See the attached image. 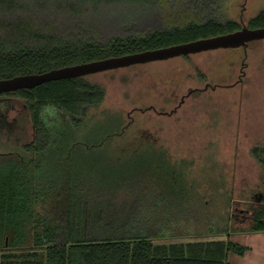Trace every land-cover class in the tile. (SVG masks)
<instances>
[{"label":"trees","instance_id":"trees-1","mask_svg":"<svg viewBox=\"0 0 264 264\" xmlns=\"http://www.w3.org/2000/svg\"><path fill=\"white\" fill-rule=\"evenodd\" d=\"M166 1L0 0V78L241 27L221 16L218 0H192L176 11L168 10ZM248 26H264V9L249 19ZM105 93L99 82L78 76L0 94V135L14 129L7 120L5 110L11 105L6 98L24 102L33 127L32 138L20 148L0 151V264H232L228 253H241L244 247L229 239L154 243L155 237L179 232L162 234L139 227L138 219L153 204L147 205L146 189L137 182H129L135 189L132 197L122 192L121 198L114 199L119 193L111 192L116 184L129 177L138 180L131 178V171L125 174L136 161L153 163L156 173L167 170L163 176L167 196L189 189L179 180L182 170L165 160L163 152L124 157L116 163L123 166L121 170L103 153L89 162L99 167L100 177L86 176L87 169L80 166L84 155L76 158V147L100 146L113 129L107 131L103 123L89 126L92 134L103 133V140L96 138L92 144L72 132L90 125L88 112L104 100ZM250 154L259 165V181L249 197L232 202L234 207L239 202L245 207L242 212L249 213L250 221L229 227L225 219L218 233L264 230V142L253 144ZM76 160V165L71 164ZM65 164L68 168L63 169Z\"/></svg>","mask_w":264,"mask_h":264},{"label":"rangeland","instance_id":"rangeland-1","mask_svg":"<svg viewBox=\"0 0 264 264\" xmlns=\"http://www.w3.org/2000/svg\"><path fill=\"white\" fill-rule=\"evenodd\" d=\"M190 1L167 0L165 4L168 10L176 11ZM218 1L221 16L241 26H248L249 19L264 9V0ZM85 77L102 84L106 93L104 100L89 110L86 124L90 125L73 131L72 135L92 144L96 138L103 140L102 132H90L89 126L95 123L107 126L105 122L116 120V132L123 129L114 135V130L109 128L111 137L103 146L76 147L79 152L75 153L76 158L83 159L80 154L84 155L80 166L87 169L86 176L97 179L101 175L99 167L89 163L95 156L107 154L114 167L121 170L123 166L116 165L117 162L140 153L141 144L153 143L152 149L161 147L165 160L182 170L179 180L189 189L179 196H167L164 179L167 170L162 168L163 174L156 173L152 170L156 167L153 163L136 161L125 174L131 171V178L138 180L134 182L126 177L123 184H116L118 187L111 190L119 192L114 199L121 198L123 193L130 196L135 191L134 185L129 187L130 183L137 182L146 189V196L142 195L147 205H153L138 219L139 227L162 234L179 232L155 237L154 243L220 239L218 228L227 221L229 227L234 224L230 217L236 210L232 202L249 197L259 181V165L251 156L250 147L264 142V39L246 46L154 60ZM207 82L210 85L206 87ZM191 88L195 91L188 95ZM187 95L177 113L158 115V111H170L181 96ZM6 103L11 105L5 111L14 129L0 135V151L20 148L33 136L31 117L24 102L11 97L6 98ZM131 118H135L136 124L124 127ZM161 119L171 125L164 123L163 127L159 123ZM73 163L76 165L78 160Z\"/></svg>","mask_w":264,"mask_h":264},{"label":"water","instance_id":"water-1","mask_svg":"<svg viewBox=\"0 0 264 264\" xmlns=\"http://www.w3.org/2000/svg\"><path fill=\"white\" fill-rule=\"evenodd\" d=\"M264 39V26L249 27L246 25L225 33L201 37L190 41L170 44L154 49H145L122 55L81 62L49 69L39 73H27L8 78H0V94L20 88H31L43 82L86 76L109 69L146 63L154 60L168 59L217 48L246 46L254 40Z\"/></svg>","mask_w":264,"mask_h":264},{"label":"crops","instance_id":"crops-1","mask_svg":"<svg viewBox=\"0 0 264 264\" xmlns=\"http://www.w3.org/2000/svg\"><path fill=\"white\" fill-rule=\"evenodd\" d=\"M220 239H229L244 247L241 253L233 251L228 253L227 257L230 263L264 264V230L228 231L227 234H221ZM201 240H212V238Z\"/></svg>","mask_w":264,"mask_h":264},{"label":"flooded vegetation","instance_id":"flooded-vegetation-1","mask_svg":"<svg viewBox=\"0 0 264 264\" xmlns=\"http://www.w3.org/2000/svg\"><path fill=\"white\" fill-rule=\"evenodd\" d=\"M205 85H206V87H207V86L210 85V83L207 82ZM193 91H195V89L191 88V89L188 91V95H189L190 93H192ZM188 95H187V96H181L180 99H179V101H178L176 104H174L172 107H170V111H167V110L158 111V112H157L158 115H161V116H172V115H174L175 113H177L178 109H180V107L184 104V102H185V98L188 97ZM138 108L141 110L140 107H138ZM151 108L155 109L154 107H151ZM140 113H143V112H140ZM115 122H116V120H115L114 122H110V121H108V122H105V123L108 124L107 126H108L109 128H112V129L114 130V132H113L114 135H118V134L121 133V131H122L123 129H121L119 132H116L117 127H118L117 122H116V125H114L113 127H112V126L110 127V125H112L113 123L115 124ZM159 123H160L162 126H163L164 123H165V124H168V125H171V124L169 123L168 120H165V121H164V119H161ZM130 124H136V120H135V118H131V119L129 120V122H128L127 124L124 125V127H125L126 125H130ZM153 124H154V123H153ZM165 124H164V125H165ZM163 127H165V126H163ZM100 146H103V144H101ZM152 146L154 147L155 145H154L153 143H151V144L143 143V144H141V146H140L139 148H140V151H147V150H150V151H152V150H153V151H157V150H159V151L162 152L161 147H159V149H152V148H151ZM181 173H182V171H181ZM171 177H172V178L174 177L173 173H172ZM235 209H236V211H235V212H232L231 215H230V217L233 218V219H232L233 223H234L235 225H243V224H247V223L250 221V217H249V213H246V215H245V213L242 212V209H245V207L239 203V204L237 205V207H235ZM222 225H223V224H222Z\"/></svg>","mask_w":264,"mask_h":264}]
</instances>
